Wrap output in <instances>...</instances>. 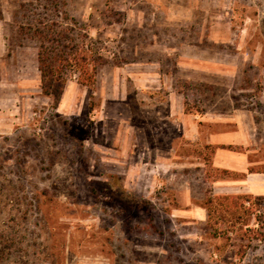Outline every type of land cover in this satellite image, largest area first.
Returning <instances> with one entry per match:
<instances>
[{
    "label": "rangeland",
    "instance_id": "1",
    "mask_svg": "<svg viewBox=\"0 0 264 264\" xmlns=\"http://www.w3.org/2000/svg\"><path fill=\"white\" fill-rule=\"evenodd\" d=\"M54 3L106 60L59 112L19 28ZM247 173L263 181L264 0H0V264H264V241L221 235L231 218L206 224Z\"/></svg>",
    "mask_w": 264,
    "mask_h": 264
},
{
    "label": "trees",
    "instance_id": "2",
    "mask_svg": "<svg viewBox=\"0 0 264 264\" xmlns=\"http://www.w3.org/2000/svg\"><path fill=\"white\" fill-rule=\"evenodd\" d=\"M42 9L47 8L42 6ZM50 11L55 18H49V14L44 13V16H38L33 22L20 24L19 28L24 36L37 43L40 89L43 95L52 99V108H56L70 74L76 76L79 84L94 87L98 66L106 63V60L95 50L91 38L86 32H82L75 19H71L72 24L65 23L63 20L66 18L60 17L61 12L56 3ZM205 207L206 224L210 227L218 223L213 220L217 216L231 218L230 223L221 228V235L229 237L230 233H235L242 244L246 243V247L251 241H264V195L215 196L210 193L206 198ZM253 214L257 228L247 224ZM244 251L245 249L243 254Z\"/></svg>",
    "mask_w": 264,
    "mask_h": 264
},
{
    "label": "crops",
    "instance_id": "3",
    "mask_svg": "<svg viewBox=\"0 0 264 264\" xmlns=\"http://www.w3.org/2000/svg\"><path fill=\"white\" fill-rule=\"evenodd\" d=\"M142 75H141V79H142ZM143 86H140L139 88H142ZM70 88L69 82L66 83L65 87H64V91L62 93L60 102L58 104V107L56 109V111H63L64 110V104L66 102V98L69 97L68 94V90ZM72 98V97H71ZM66 108V107H65ZM190 116L186 115L184 112H182V116L178 115L176 116V120L179 121V123H182L185 125L184 129L187 128L186 124L184 123L185 121L190 122L189 120ZM184 135L185 136H193L195 135V132L193 131V129L191 130L186 129L184 130ZM212 135V134H211ZM229 136L228 133H222V134H215L212 135V138L210 139V143L212 144H218L219 141L220 143H223L224 139H227V137ZM225 143V140H224ZM222 155V157H221ZM232 157V158H231ZM235 156L234 154H232L231 152L225 151L223 149H218V152L216 153V157H215V164L218 168H223V169H228V170H233V171H245L246 167L248 166V161L245 160V158L242 157H238ZM225 160V161H224ZM264 177V176H263ZM225 183H238V185L242 186L243 188H245L246 193H251L253 195H264V178L263 181L260 182L258 180V178L255 177V174H250L247 173L246 176L244 178L241 179H237V181H228Z\"/></svg>",
    "mask_w": 264,
    "mask_h": 264
}]
</instances>
